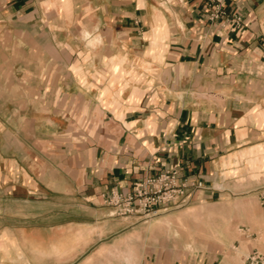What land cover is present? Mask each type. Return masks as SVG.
Here are the masks:
<instances>
[{
  "label": "crops",
  "instance_id": "1",
  "mask_svg": "<svg viewBox=\"0 0 264 264\" xmlns=\"http://www.w3.org/2000/svg\"><path fill=\"white\" fill-rule=\"evenodd\" d=\"M206 1L0 0V264L264 254V0H228L241 28ZM168 168L237 227L190 252L110 215L107 192Z\"/></svg>",
  "mask_w": 264,
  "mask_h": 264
},
{
  "label": "built area",
  "instance_id": "2",
  "mask_svg": "<svg viewBox=\"0 0 264 264\" xmlns=\"http://www.w3.org/2000/svg\"><path fill=\"white\" fill-rule=\"evenodd\" d=\"M205 18L211 23L241 28L244 14L232 11L228 0H207ZM203 182L180 179L179 170L168 168L147 176L128 193L110 190L105 194V202L111 206V216L136 215L143 222L157 216L162 211L186 205L192 194V187L202 188ZM247 264H264V254L254 250L247 257Z\"/></svg>",
  "mask_w": 264,
  "mask_h": 264
},
{
  "label": "rangeland",
  "instance_id": "3",
  "mask_svg": "<svg viewBox=\"0 0 264 264\" xmlns=\"http://www.w3.org/2000/svg\"><path fill=\"white\" fill-rule=\"evenodd\" d=\"M236 196L231 199L235 200ZM224 199H216L212 205L205 202H189L178 208L162 211L157 216L151 217L144 223L150 236V246L157 247V231L163 227L164 244L166 248H180L192 251L194 248L205 249L208 244L215 240V233L228 229L229 234L237 227L231 219L237 214V208H225L222 206ZM227 211V213L225 212ZM230 221H224L225 218ZM139 220L141 218L139 217ZM142 221V220H141ZM212 238V239H211Z\"/></svg>",
  "mask_w": 264,
  "mask_h": 264
}]
</instances>
